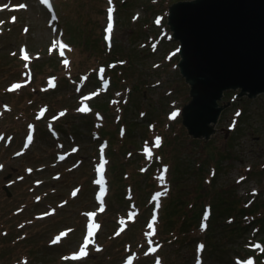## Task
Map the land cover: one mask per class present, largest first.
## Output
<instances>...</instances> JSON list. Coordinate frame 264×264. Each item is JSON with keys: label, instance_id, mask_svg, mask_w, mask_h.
Returning a JSON list of instances; mask_svg holds the SVG:
<instances>
[{"label": "rangeland", "instance_id": "rangeland-1", "mask_svg": "<svg viewBox=\"0 0 264 264\" xmlns=\"http://www.w3.org/2000/svg\"><path fill=\"white\" fill-rule=\"evenodd\" d=\"M58 1L54 0L58 21L53 29L47 22L49 15L37 0H0V6L26 5L14 12L16 21L13 23L9 22L11 12H0V165L3 166L0 167V264H122L127 256L133 258V264H150L153 258L160 264H193L199 259L202 264L253 262L254 256L264 253L261 241L264 228L256 231L257 225L235 231L238 228L229 229L230 221L225 217L219 219L211 234L215 245L208 249L201 242L194 245L196 240L206 238L199 235V228L190 230L187 234L191 239L178 247L164 240L173 233L156 236L153 241L149 234L147 237L130 236L126 241L121 236L129 230H121L119 236L116 224L124 225L129 212L136 215L140 208L144 213L150 210L146 198L151 191L144 190L147 180L140 173H152L153 179L163 185V176L169 170L172 172V160L177 159L182 169L181 179L197 183L200 180L197 172L187 180L184 171V154L187 153H192L195 160L204 161L205 165L216 160L221 182L216 184L228 187L227 184L235 181L238 183L234 188L237 203H245L251 211L258 208L257 216L264 215V94L254 99L244 96L233 99L235 92L226 91L223 99L230 101V105L221 111L216 128L227 130L232 126L228 134L216 130L208 141L191 138L179 120L190 97L189 87L179 74L178 57L174 55L178 40L166 39L171 33L167 20L170 7L180 0H152L150 3L114 0L115 17L108 43L119 44L123 57L128 59L124 64L129 60L130 64L126 70L119 69L121 88L115 90V109L104 122L110 123L107 129L115 130L118 112L122 115L125 108L133 123L131 136L125 140L126 144L119 132L112 134V139L102 135L94 138V134H100L101 123L91 131L77 125L76 120L72 126L63 124L61 127L62 120L87 107L88 102L80 103L83 92L98 89L103 93L106 89L99 91L90 85L84 89V85L91 83L96 66L107 60L102 58L105 55L98 44L107 20L104 9L108 2L67 0L66 5L60 7ZM68 19L81 28L79 33L67 27ZM60 33L67 47L48 48ZM20 48L27 49L29 61H18ZM110 67L106 66V72L101 74L103 84L109 87V80L114 76L109 73ZM83 75L87 79L83 80ZM13 81L20 87L13 89ZM53 81L57 86L50 90ZM92 93V96L96 94ZM41 106L48 107L42 110ZM28 134H33V142L26 146L24 136ZM168 134L172 136L169 145L159 151L164 156L163 161L155 160L167 165L166 172L161 174L160 166L153 165L151 158ZM157 136L162 137H159L158 147ZM102 139L108 143L106 178L111 164L110 152L115 150L109 144L116 148L123 146L119 158L129 161L126 162L129 173H137L136 180L126 189L128 203L119 200L118 195L110 199L108 180L103 200L94 196V171L99 157L97 143ZM147 141L152 142L153 149ZM57 157L63 160L58 161ZM144 168H148L146 172L141 171ZM206 173L207 168L201 179ZM238 179L242 181L237 182ZM156 189L162 196L166 190ZM92 213L95 215H90ZM250 221L253 217L242 225ZM90 223L98 225L96 234L91 237L88 236ZM55 236L59 237L56 243L61 246L60 250H65L62 254L56 249L53 253L48 247ZM86 238L91 241L85 249L87 254L79 256ZM158 242L159 248L152 245L155 251L144 252L145 244ZM252 244L259 247L249 250ZM201 245L204 246L201 248ZM259 263L264 264V261ZM153 264H157L156 260Z\"/></svg>", "mask_w": 264, "mask_h": 264}, {"label": "trees", "instance_id": "trees-1", "mask_svg": "<svg viewBox=\"0 0 264 264\" xmlns=\"http://www.w3.org/2000/svg\"><path fill=\"white\" fill-rule=\"evenodd\" d=\"M65 1L67 0H59L57 4H59L60 7H62L66 5ZM134 1L135 2L141 1L142 3H150V1L152 0H134ZM67 27H69L72 30H75L78 33L81 30L79 26L77 28L75 24L69 21V19H68ZM98 47H100V50H102L103 54L105 55V57L102 58L107 59L104 64L106 66L110 65L111 66L110 68H112L111 70H109V73L110 74L114 73V76H111V79L108 76L111 81V86L105 93L101 95L99 94L91 101L90 103L91 111L89 112L78 111L73 116H69L66 119L62 120V123L60 125L62 127L63 124H66V127H69L72 126L73 124L72 122L76 120L77 125H79L80 127L85 126L88 131H91L94 130L99 123H101V126L98 129L101 135L112 139L113 136L112 134H116L115 132H119V134L121 133V139L124 138L125 141L127 138L131 136L130 134L133 130L132 128L133 123H131L130 120L128 119L127 117L128 112L125 113V108L122 110L123 117L118 112V120L115 123L117 124V128L115 130L111 129V127L107 129V126H109L110 123H105L104 119L110 117V115L115 109L113 94L115 90L121 88L120 81L122 80L119 69L126 70V67L129 66L130 64V60L126 64L128 59L123 57V52L121 51L119 44L116 43H114V45L109 44L105 39L104 32L102 34V37L100 38ZM50 57L54 58L53 56ZM131 59L133 58L131 57ZM124 60H126L125 62L126 65L124 64ZM18 61L22 62L21 59ZM23 64H26V62H24ZM104 64L102 65L104 66V72H106V66ZM89 85L93 86L94 87L93 89L99 87L100 81L95 76V74H93L91 77V83L87 82V84L84 85V89L89 88L90 87ZM78 106L79 105L77 104V107ZM170 136L171 135L168 134L167 136L164 137L163 142L160 144V148L157 149V151L151 158V160H154V162L152 161L153 165H158V167L160 166V173H161L162 165H165L166 163L160 162L158 164L156 163L155 160L156 158H160L163 161L164 156L159 151L160 149H163L165 145H169L168 141ZM157 137L162 138L161 136H157ZM124 141L123 144H126V141L125 142ZM146 143L151 145L152 142L149 143V141H147ZM109 145L111 146L112 149L115 148L113 152H110L111 164H109V169H108L109 172L107 174L109 186H111L110 189L111 196L109 197L110 199H112L113 197L118 195L119 200L128 203V201L125 200L126 189L130 187L131 183H133L132 180H136L137 173H129L128 166L126 164V162L129 161L121 160L119 158V154H120L119 150L122 149L123 146L116 148V146H113L112 144ZM188 152L191 153L190 151ZM172 161H173L171 168L172 172L168 169L169 170L168 173L163 176L162 178V180L164 179L163 185H159L157 183V180L153 179L152 173H144V174L140 173V175L141 176L144 175L147 180V182L145 183L146 187L144 188V190L146 189L148 193L151 191L150 195L147 196L146 198V200L150 202L149 203L150 207L152 205V202L149 200L151 199L152 193L154 191H159L156 188H166L164 192V196L162 198L163 200H162L159 219L157 223L153 225L155 231L154 232L151 231L152 234L150 236V239L152 241L156 236L161 237L162 235H169L170 233H173V236L171 237L166 236L164 240H169L171 244L179 247L181 244L191 239L190 238L191 236L187 234L189 233L190 230L192 229L198 230L199 228V231L201 232L199 235L201 237L204 236L206 238L196 240L194 242V245L197 243L199 244L203 243L204 245L206 244V246H208V249H211L215 245L214 241H212L213 239L211 236L212 232L215 229L214 224H216L219 219H222L224 217H225L224 219L230 221L228 222V225L230 227L229 229L238 228L235 231L238 230L240 231L241 229L246 230L247 227L251 228L254 227V225H257L256 231L263 230L264 215L257 216L258 208L255 211H251V207L246 206L245 203L242 202L239 203V201L237 203L238 197L234 188L235 185H238V183L234 181L233 182L234 184L232 185L227 184L228 187H225L223 185L218 186L216 184L218 183L220 185L221 183L217 175V169L219 173V168L217 167L216 160H213L212 162L205 165L204 161L199 162L195 160L194 157L192 156V153L184 154V163H185L184 171L188 175L187 180H190L192 177H194V174L196 172L200 174V180L195 184L192 182H184L180 177V173L182 169L180 168L179 160L175 159ZM206 168H207L206 176L204 175L203 178L201 179V174H204ZM147 169L144 168L141 171L146 172ZM169 172H170V176H169ZM151 179L154 182L151 183ZM139 184L141 185V187L144 186V183L142 184L139 183ZM141 211L142 209L140 208L137 214L134 215L133 218L129 219V221L126 223L124 229H127L129 231L128 233H125L124 235L121 236L122 239L124 238V240L127 241L130 239V236L133 238H137L145 235V237H147L149 229L146 227V223L149 217V212L144 213ZM206 211H208V215H205ZM249 217H253V221L248 222L247 223L248 225L247 224L242 225V223H245L247 219L249 220ZM204 222L205 225H203ZM118 229H119L118 233L120 236L122 234L121 229L118 226V224H116V230ZM235 231H233L232 233H235ZM207 240H208V244H207ZM261 241L264 244V237ZM156 244H158V248H159L160 247L159 242ZM48 247L50 251L53 253H55V249L56 252H60V254L65 252V250H60L61 249L60 245H49ZM249 252H254V251H249ZM249 254H255V253H249ZM255 257L256 258L254 264H260L259 263L260 261H264L263 252H260Z\"/></svg>", "mask_w": 264, "mask_h": 264}, {"label": "water", "instance_id": "water-1", "mask_svg": "<svg viewBox=\"0 0 264 264\" xmlns=\"http://www.w3.org/2000/svg\"><path fill=\"white\" fill-rule=\"evenodd\" d=\"M167 20L189 87L181 123L191 138L208 141L230 105L226 91L248 99L264 94V0H180Z\"/></svg>", "mask_w": 264, "mask_h": 264}, {"label": "snow or ice", "instance_id": "snow-or-ice-1", "mask_svg": "<svg viewBox=\"0 0 264 264\" xmlns=\"http://www.w3.org/2000/svg\"><path fill=\"white\" fill-rule=\"evenodd\" d=\"M42 3L48 4V0H42ZM4 7H7V5H4ZM18 7H20V8H25L26 5H24V4H20ZM49 7H51V5H49ZM13 19H15V18H13ZM159 22H160V21H159V19H158V20H157V23H159ZM112 27H113V25H112V23H111V9H110V11H109V24H108V27H107V29H106V31H107V33H109V35H110L111 32H112ZM25 31H27V29H25ZM53 47H56V44H55V43L53 44ZM66 47H67V45H63V44L60 45V48H61V49L66 48ZM61 55H63V51H61ZM23 58H24L25 60L28 59V55H27V53L24 54ZM64 63H65V65H67V64H68V61L65 60ZM101 71H103V70H101ZM50 86H52L51 83H50ZM19 87H20L19 84H14V85L12 86L13 89H15V88H19ZM79 110L82 111V112H87V111H89V109H88L87 107H83V108H81V109H79ZM41 115H43V112H41ZM61 115H63V113H61ZM175 115H176V113H173V117H174ZM0 139H2V137H0ZM31 139H32L31 136H29V137H28V141H29V143L31 142ZM155 143H156V146L158 147L159 144H160V139H159V137L156 138ZM145 151L148 152V155H149V156H151V151H150L149 149L146 148ZM17 155H19V153H18ZM104 163H105V162L102 161V162L99 164V166H98L97 171H98V174H99V179H97V181H96L97 184L101 185L100 192H99V195H98V198H99L101 201L103 200V197H104V195H105V191H106L105 188L103 187V185H104ZM0 167H3V166L0 165ZM75 194H76V193L74 192L73 195H75ZM158 195H159V194H158ZM101 210H103V209L101 208ZM90 215H95V214L92 213V214H90ZM129 219H131V216L129 217ZM153 219H155V217H153ZM97 227H98V225H95V224H92V223L89 224V229H88V236H89V237H91V236L93 235V233H94V231H95V229H96ZM150 227H151V225H150ZM202 227H203V225H202ZM153 231H154V230H153ZM63 235H65V234H64V233H61V236H63ZM58 239H59V237H57V240H58ZM54 242H55V241H54ZM89 243H91V241H90L89 239L86 238V240H85V244H84V246L81 247V250H80V252H79V256H84V255L87 254L85 249L87 248V245H88ZM202 247H203V246L201 245V248H202ZM257 247H259V246H257ZM149 251H155V249H149ZM74 258H76V257H74ZM157 264H160L159 260L157 261ZM245 264H253V262H252L251 260H249V261H246Z\"/></svg>", "mask_w": 264, "mask_h": 264}, {"label": "bare ground", "instance_id": "bare-ground-1", "mask_svg": "<svg viewBox=\"0 0 264 264\" xmlns=\"http://www.w3.org/2000/svg\"><path fill=\"white\" fill-rule=\"evenodd\" d=\"M99 135L101 134H94V138H99ZM103 136V135H102ZM98 141V140H97ZM98 142H104V139H102L101 141H98Z\"/></svg>", "mask_w": 264, "mask_h": 264}]
</instances>
